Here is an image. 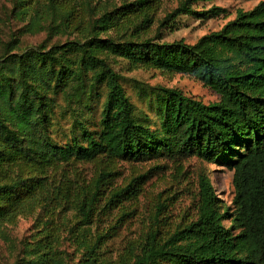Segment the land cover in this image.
Here are the masks:
<instances>
[{
  "label": "trees",
  "instance_id": "trees-1",
  "mask_svg": "<svg viewBox=\"0 0 264 264\" xmlns=\"http://www.w3.org/2000/svg\"><path fill=\"white\" fill-rule=\"evenodd\" d=\"M7 1L0 13V229L31 204L70 203L75 264H108L97 258L105 233L90 226L141 194L135 178L112 183L116 164L195 157L232 171L231 205L199 174L193 214L164 229L173 197H155L147 227L114 264H264V0L191 44L162 40L151 34L153 24L172 27L181 14L204 20L224 8L196 10L193 4L212 0H180L160 20L161 0ZM39 33L40 43L24 44L23 36ZM118 59L129 69L196 78L218 100L125 77L114 67ZM76 162L91 163L93 175L70 178L66 169ZM60 240L45 230L12 264H68Z\"/></svg>",
  "mask_w": 264,
  "mask_h": 264
},
{
  "label": "rangeland",
  "instance_id": "rangeland-1",
  "mask_svg": "<svg viewBox=\"0 0 264 264\" xmlns=\"http://www.w3.org/2000/svg\"><path fill=\"white\" fill-rule=\"evenodd\" d=\"M97 1V0H94ZM117 4L123 0H111ZM180 0H161L157 12L158 19H162L166 12L178 6ZM259 0H212L199 1L192 5L193 9L205 10L212 6L224 8L220 15L208 19H197L185 14L179 15L174 25L169 27L168 21L153 24L151 34L162 35L165 41L183 39L186 43H194L200 36L219 30L227 21L234 18L238 9L249 10ZM7 0H0V13L2 8H7ZM3 17V15H2ZM21 24L18 22L17 25ZM24 44L35 45L44 39V34L26 35L22 37ZM57 40L53 39V41ZM52 41V42H53ZM114 67L125 77L135 78L149 84H161L167 87H176L184 93L192 95L205 103L218 100V95L205 87L196 78L174 74L168 75L156 69L134 68L129 69L123 60H114ZM56 139L62 142L64 139L57 135ZM70 178L75 175L80 178L91 177L94 167L89 162H76L74 166L66 169ZM207 175L214 191L222 199L224 205H231L233 198L232 171L217 166L214 163L201 161L195 157L186 159L178 164L170 161H149L144 163H129L119 161L115 167V173L111 177L115 185H123L130 179H136L141 189V194L136 201L125 202L122 206L113 207L101 212L90 226L91 232L105 233L104 244L99 249L98 256L101 262L114 264L125 245L138 237L151 220L152 212H155L153 201L155 197L166 200V208L163 215L166 216L168 229L187 219L194 212L193 197L196 191L199 174ZM186 214V215H185ZM79 219V218H78ZM75 210L70 203L60 205L51 204L46 208L35 206L25 208L13 224H5L0 231V264H12L24 256V249L28 243L35 244L36 240L45 230L55 231L61 237L59 248L64 252L68 264H75L79 259L76 252V244L69 238L68 229L75 225ZM228 224V222H226Z\"/></svg>",
  "mask_w": 264,
  "mask_h": 264
}]
</instances>
